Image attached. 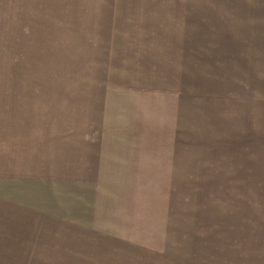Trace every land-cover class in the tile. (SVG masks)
<instances>
[{"label":"rangeland","instance_id":"1","mask_svg":"<svg viewBox=\"0 0 264 264\" xmlns=\"http://www.w3.org/2000/svg\"><path fill=\"white\" fill-rule=\"evenodd\" d=\"M0 264H264V0H0Z\"/></svg>","mask_w":264,"mask_h":264}]
</instances>
